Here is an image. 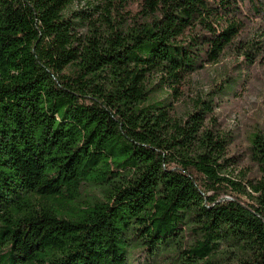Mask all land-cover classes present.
I'll list each match as a JSON object with an SVG mask.
<instances>
[{
    "label": "trees",
    "instance_id": "trees-1",
    "mask_svg": "<svg viewBox=\"0 0 264 264\" xmlns=\"http://www.w3.org/2000/svg\"><path fill=\"white\" fill-rule=\"evenodd\" d=\"M72 2L0 0V264H264V138L231 179L210 104L172 101L264 0Z\"/></svg>",
    "mask_w": 264,
    "mask_h": 264
},
{
    "label": "rangeland",
    "instance_id": "rangeland-1",
    "mask_svg": "<svg viewBox=\"0 0 264 264\" xmlns=\"http://www.w3.org/2000/svg\"><path fill=\"white\" fill-rule=\"evenodd\" d=\"M102 0H73L67 12L88 11ZM142 0H115L123 13L136 17ZM246 5L243 9L247 11ZM127 17V15H124ZM141 16L136 17V19ZM82 24L80 31L86 32ZM183 94L172 99L174 111L184 116L190 111L193 99L210 104L206 127L226 140V158L230 165L227 175L245 182L258 175V167L250 157V139L254 133L264 138V19L249 16L243 30L216 63L205 64L184 80L180 87ZM155 93V97H165ZM167 98H170L168 96ZM130 264H145V251L131 249ZM148 262V264H151ZM153 264V263H152Z\"/></svg>",
    "mask_w": 264,
    "mask_h": 264
}]
</instances>
